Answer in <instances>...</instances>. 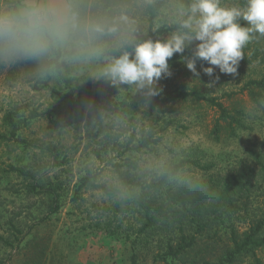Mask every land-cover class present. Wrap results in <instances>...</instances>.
I'll use <instances>...</instances> for the list:
<instances>
[{"label":"rangeland","instance_id":"374dc122","mask_svg":"<svg viewBox=\"0 0 264 264\" xmlns=\"http://www.w3.org/2000/svg\"><path fill=\"white\" fill-rule=\"evenodd\" d=\"M145 1L148 0H128L125 5H118L117 0H62L84 22L118 25L117 33L96 41L104 49L100 58L71 59V53L81 47L75 37L68 47L43 60L2 63L0 264H131L133 255L138 257V264H150L158 237L140 238L133 245L135 236L126 227L137 228L134 208L119 216L124 219L125 232H105L106 217L111 214L108 208L112 209L116 201L130 199L132 194L113 173V166L123 165L127 159L137 165L130 178L140 183L159 179L181 161L210 167L204 171L186 164L168 180L164 191L175 190L190 179H217L253 168L257 184L245 199L236 201V212L244 216L246 209V217L264 214V180L254 157L260 155L264 163V91L250 85L264 78V36L254 37L243 48L248 62H239L235 76L220 74L215 69L219 81L212 88L207 86L212 78L201 71V65H210L197 61V79L181 62L180 54L168 61L171 76L158 82L162 95L206 88L209 97L216 98L224 107L242 110L244 117L240 127L234 126L233 134L219 121L221 128L216 140L213 129L219 116L208 103L178 101L164 105L144 96L133 84L114 85L107 78L100 81L105 57L122 54L129 47H121L122 42L134 40L139 29L144 30L140 15ZM242 1L220 3L222 7H233L243 6ZM28 2L0 0V10L19 8ZM178 10L176 1L170 0L155 27L176 24ZM53 59H57V65L46 77L36 65ZM85 82L91 85L90 94L81 92L80 96L87 98V102L61 99L52 92L74 97ZM248 89L260 93L261 98L251 101ZM33 113L39 116L31 118ZM9 117L14 129L9 125ZM88 172L96 183L118 187L119 195L109 198L99 191L83 190L74 200L79 181ZM34 184L57 187L59 210L55 214L47 216L50 197L32 192L29 188ZM98 222L102 223L101 228H97ZM239 227L242 230L246 225ZM129 233L131 240L126 238ZM255 255L245 256L238 264H264V249Z\"/></svg>","mask_w":264,"mask_h":264},{"label":"trees","instance_id":"16d2710c","mask_svg":"<svg viewBox=\"0 0 264 264\" xmlns=\"http://www.w3.org/2000/svg\"><path fill=\"white\" fill-rule=\"evenodd\" d=\"M180 6L187 0H175ZM128 0H117V4L125 5ZM245 0L241 2L243 5ZM170 3V0H148L141 5L140 22L144 23V30L137 33L134 40L142 41L145 39H161L164 35L175 32L178 24L171 27L156 28L155 23L160 12ZM141 27V26H139ZM256 35L254 37H257ZM134 46H129L127 51L131 52ZM59 57V53H57ZM248 62L244 57L241 60ZM57 65V59L44 60L36 67L46 77L50 76L52 66ZM0 63V69L2 68ZM105 79L101 77L100 81ZM254 88L264 91V78L259 81L250 82ZM90 83L85 82L80 92L74 97L66 94L52 91L61 99L68 98L72 102H87V98L80 96L90 94ZM133 86L147 98L164 104L171 105L178 101L181 102H205L218 113V121L214 125L213 135L218 139L220 132L219 121L227 125L231 134L234 132V126L240 127L241 120L244 117L242 110L229 109L224 107L216 98L209 97V91L206 88H193L191 91L183 93L148 97L146 89H139L135 84ZM52 90V89H51ZM248 97L253 102H257L261 95L253 89L247 90ZM39 115L33 113L31 118ZM49 121L55 125L50 117ZM12 129L15 128L12 119H8ZM14 131L11 132V135ZM147 146V141L143 143ZM36 148H42L39 145H31ZM54 149L52 150V152ZM255 160L260 166L259 173L264 180V163L260 155H255ZM186 164L194 167H201L198 162L181 161L177 165L162 175L159 179H152L140 183L130 178V173L137 170L134 161L127 159L123 165H114V175L123 186H126L129 192H132L130 199L116 201L109 207L111 212L105 221V232L111 235L130 230L134 239L133 245L137 244L140 238L151 240L158 237L155 247H152L153 253L150 264H238L240 259L245 256L255 258L256 251L264 249V214L261 217H246L236 212V201L243 200L248 196L251 187L257 184L255 180V170L246 168L236 174L226 176H217V179L205 177L202 179H190L188 183L181 184L177 189L164 191V186L168 180L176 176ZM125 167L126 170H122ZM208 171L209 166L201 167ZM19 172H22L19 170ZM93 175L87 173L79 181L74 200L80 191L91 190L99 191L109 198H116L119 195L118 187H112L105 184L96 183ZM255 181V182H254ZM57 187L32 185L29 189L37 194L49 196L50 205L47 216L55 214L59 210ZM77 194V195H76ZM245 204V203H243ZM134 208L136 213L137 228L127 226L124 228V219L119 217L124 215L125 211H131ZM115 223V225H113ZM237 224L238 227H237ZM102 223H96L97 228H101ZM240 225H246L245 229H240ZM225 229V232L224 230ZM122 230V231H121ZM131 233L127 235V240H131ZM151 247V244H149ZM162 252V253H160ZM259 263L258 261H256ZM1 263V261H0ZM131 264H138V257L133 255Z\"/></svg>","mask_w":264,"mask_h":264},{"label":"clouds","instance_id":"9594fccd","mask_svg":"<svg viewBox=\"0 0 264 264\" xmlns=\"http://www.w3.org/2000/svg\"><path fill=\"white\" fill-rule=\"evenodd\" d=\"M178 28L167 39L125 40L121 47L134 46L119 56H106L102 75L112 84H135L148 97L160 94L162 77L171 76L168 61L180 54L181 62L197 79V61L212 88L220 74L235 76L243 59V48L254 36H264V0H245L243 6L222 7L220 0H187L179 6ZM119 31L117 24L84 22L62 0H29L25 5L0 10V63L39 61L66 48L79 38L80 48L71 59L100 58L104 49L96 41ZM187 53H190L186 55Z\"/></svg>","mask_w":264,"mask_h":264}]
</instances>
